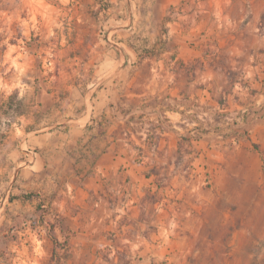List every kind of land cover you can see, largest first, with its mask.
Returning <instances> with one entry per match:
<instances>
[{
  "label": "crops",
  "instance_id": "crops-1",
  "mask_svg": "<svg viewBox=\"0 0 264 264\" xmlns=\"http://www.w3.org/2000/svg\"><path fill=\"white\" fill-rule=\"evenodd\" d=\"M117 5L114 0L100 11L104 35L90 46L85 67L57 84L51 77L32 88V95L20 91L19 102L28 103L26 110L14 112L17 142L8 152L22 165L20 187L37 192L40 207L64 219L72 233L112 226L134 248L151 249L153 235L161 237L160 246L170 234L192 244L199 236L205 239L207 211L208 241L215 249L225 244L224 249L264 251L258 242L264 233L249 232L242 222L232 241L217 239V227L235 225L227 197L217 195L230 181L219 179L204 188L197 162L206 154L202 138L190 140L192 131L211 127L218 108H225L232 124L246 129L251 146L259 143L255 155L264 160V116L249 122L240 114L244 95L242 102L234 97L264 91V0H122ZM227 73L240 81L231 84L221 104L220 77ZM254 94L253 105L263 107L264 115V95ZM239 153L236 148L223 152L222 171L233 167ZM180 155L191 158L183 164Z\"/></svg>",
  "mask_w": 264,
  "mask_h": 264
},
{
  "label": "rangeland",
  "instance_id": "rangeland-1",
  "mask_svg": "<svg viewBox=\"0 0 264 264\" xmlns=\"http://www.w3.org/2000/svg\"><path fill=\"white\" fill-rule=\"evenodd\" d=\"M121 1L117 0V6ZM123 1L131 4L134 0ZM113 4L114 0H0V264H264L261 247L237 251L224 249V244L215 249L208 241L207 211H202L205 239L202 235L190 244V240L182 242L179 235L170 234L167 244L160 246L157 242L161 237L153 235L151 249L144 250L121 241L112 226H101L94 233L87 228L84 234L72 233L64 219L52 216L48 207H40L37 192L20 187L22 165L8 158L17 142L14 112L26 110L28 103L19 102L20 91L27 90L32 95V88L51 77V84H57L59 78L70 76L73 69L85 67L90 46L104 35L99 24L103 18L100 11ZM239 77L236 73L220 77L225 88L217 98L221 104L226 103L225 95L233 82L240 81ZM254 92L264 95L262 89L234 95L236 102L243 99L246 107L240 114L247 116L249 122L264 116L263 107L256 109L253 105L258 97ZM212 120L213 126L207 120L208 124L200 130L192 131L190 140L202 138L200 148L206 154L197 162L202 166L199 176L205 182L204 188L208 190L219 179L230 181L218 188L217 195L227 197L232 213L230 222L235 225L217 227V239L232 241L241 222L248 225L249 232L264 233V226H260L264 222V160L255 155L260 145L253 138L256 146H251L246 129L242 125L235 127L225 108H218ZM205 130L207 134H202ZM232 148L240 153L234 157L233 167L224 172L220 158L226 149ZM184 150L187 152L185 146ZM180 156L183 164L191 158ZM238 159L244 168L238 167ZM19 198L28 204H18ZM258 242L264 244L262 240Z\"/></svg>",
  "mask_w": 264,
  "mask_h": 264
},
{
  "label": "trees",
  "instance_id": "trees-1",
  "mask_svg": "<svg viewBox=\"0 0 264 264\" xmlns=\"http://www.w3.org/2000/svg\"><path fill=\"white\" fill-rule=\"evenodd\" d=\"M13 99L12 97H10V100Z\"/></svg>",
  "mask_w": 264,
  "mask_h": 264
}]
</instances>
